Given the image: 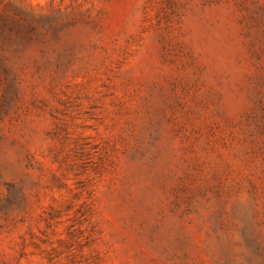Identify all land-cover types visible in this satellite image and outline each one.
I'll use <instances>...</instances> for the list:
<instances>
[{"label":"rangeland","instance_id":"1","mask_svg":"<svg viewBox=\"0 0 264 264\" xmlns=\"http://www.w3.org/2000/svg\"><path fill=\"white\" fill-rule=\"evenodd\" d=\"M0 264H264V0H0Z\"/></svg>","mask_w":264,"mask_h":264}]
</instances>
